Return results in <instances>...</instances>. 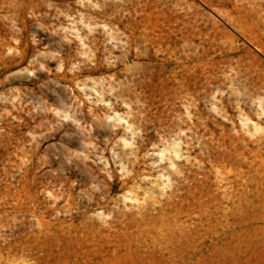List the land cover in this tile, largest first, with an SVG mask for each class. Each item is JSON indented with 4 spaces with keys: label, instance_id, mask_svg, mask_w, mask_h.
I'll list each match as a JSON object with an SVG mask.
<instances>
[{
    "label": "rangeland",
    "instance_id": "obj_1",
    "mask_svg": "<svg viewBox=\"0 0 264 264\" xmlns=\"http://www.w3.org/2000/svg\"><path fill=\"white\" fill-rule=\"evenodd\" d=\"M0 264H264V0H0Z\"/></svg>",
    "mask_w": 264,
    "mask_h": 264
},
{
    "label": "bare ground",
    "instance_id": "obj_2",
    "mask_svg": "<svg viewBox=\"0 0 264 264\" xmlns=\"http://www.w3.org/2000/svg\"><path fill=\"white\" fill-rule=\"evenodd\" d=\"M90 20V19H89ZM81 35V34H80ZM84 38V37H83ZM95 40V39H94ZM93 42V41H92ZM86 52V51H85ZM85 84V83H84ZM113 90V89H112ZM114 112V111H113ZM121 119V118H120ZM128 197V196H127Z\"/></svg>",
    "mask_w": 264,
    "mask_h": 264
}]
</instances>
